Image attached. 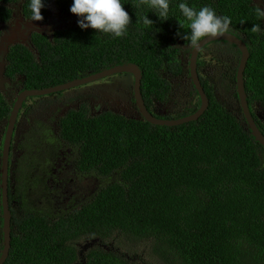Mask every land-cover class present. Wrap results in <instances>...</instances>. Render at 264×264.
<instances>
[{
	"label": "trees",
	"instance_id": "trees-1",
	"mask_svg": "<svg viewBox=\"0 0 264 264\" xmlns=\"http://www.w3.org/2000/svg\"><path fill=\"white\" fill-rule=\"evenodd\" d=\"M179 2L170 0L169 19L162 21L147 6L122 0L131 17L122 38L79 25L57 31L51 39L31 33L28 46L18 43L9 49L8 72L17 64L27 89H43L135 64L148 112L166 120L193 114L198 95L187 111L159 116L155 111L169 99V79L189 71L180 58L187 43L182 36L189 28ZM187 2L232 18L229 33L241 38L249 52L243 78L247 103L249 108L264 107V33L251 31L255 23L264 29L259 7L251 0ZM72 3L45 0L43 20L36 22L47 20L51 5L63 15H76L70 11ZM29 4L0 0V24L11 20L15 6L24 20L32 21ZM146 14L153 25L142 23ZM219 43L236 49L213 42ZM208 61L201 50L196 64L208 108L196 121L166 127L108 110L92 116L86 101L68 111L60 121L57 144L75 148L78 174L60 184L48 187L44 177L34 174L41 165L36 163L39 143H21L13 180L9 171L11 247L4 264H264V149L246 125L236 91L237 110L216 98L212 77L202 74ZM236 65L230 61L221 73L230 87H235ZM10 110L0 94V121H7ZM28 136L37 139L36 134ZM70 182L72 199L60 201L56 194ZM34 193L39 197L32 199ZM80 197L85 200L79 202ZM1 227L0 204L2 242ZM83 242L92 245L80 250Z\"/></svg>",
	"mask_w": 264,
	"mask_h": 264
},
{
	"label": "rangeland",
	"instance_id": "rangeland-1",
	"mask_svg": "<svg viewBox=\"0 0 264 264\" xmlns=\"http://www.w3.org/2000/svg\"><path fill=\"white\" fill-rule=\"evenodd\" d=\"M256 5L260 6L264 9V5L262 1L255 0ZM19 7L15 6L13 8V15L11 20L5 24L0 25V36H9V38H13L12 43L21 42L22 39L26 38L28 34L32 31H40L44 34H50L55 27L68 25H78L79 17L76 15H62L54 8V6H50V15L48 18V22L39 23V22H30L21 18L20 14L18 13ZM58 24V25H56ZM12 44V45H14ZM223 44L214 45L202 51V55L205 57H209L210 54L218 52V49H221L218 53L214 55L215 58L211 65L213 67V71L208 72L215 76L213 79L214 82V91L217 99L225 106H229L230 104V96L234 88L228 87L219 75L224 71V65H230V61L227 59L229 56H224L221 54V51L224 52L225 55L230 54V57H233L238 61L240 54H237L236 49H232L227 46L225 49L223 48ZM191 49L182 47L181 49V62L184 66H188L189 56H190ZM228 53V54H227ZM216 59H219V63L216 62ZM238 64L236 65V67ZM204 75L209 76L208 73H204ZM217 74V75H216ZM171 92L169 95V101L162 105L161 107L155 108L156 114L163 115L166 111H169L171 114L180 113L183 111H187L194 107L192 101L195 103L198 102L197 100V93L192 85L190 80V76L188 72H185L180 77H171L169 79ZM133 85V77L129 73H121V74H114L103 78L102 80L89 83L87 85H83L80 87L72 88L69 90L62 91L61 93L53 94L59 98H53V95L49 97H45L42 99H36L35 104L33 107L35 108V118L40 117L41 115L37 116V112L45 113L47 112L44 109H39L42 106H52V109L55 110L60 105H68V102L71 104H75L78 100L79 101H86L88 103V107L92 109L94 104L99 103V99L102 100V105L97 110V113L103 112L105 110H111L114 113H120L128 118H134L140 116L136 112V108L134 106L133 101L131 100L132 95V88ZM2 89V87H0ZM1 92V91H0ZM102 96L100 97V94ZM60 100L61 101L60 103ZM33 102V100H32ZM39 109V111H37ZM229 109V108H227ZM256 112L258 114L259 119L264 118V107L256 106ZM162 117V116H160ZM39 119V118H38ZM24 121L25 118H21L19 121V126L17 131L15 132V137L13 138L14 148L12 149L9 157V171L11 172L10 179L13 180V170L16 166V163L20 157L19 148L16 149V145L18 144L21 132L24 130ZM40 121V120H39ZM81 182H85L86 178L78 177ZM38 194L39 192L36 191ZM74 195L73 189L71 190V182L65 183L61 186L59 193L56 194V197L60 201L67 200L70 201ZM39 196L37 194L32 195V199H35ZM88 197H86L87 199ZM85 200L84 198L79 199V202ZM39 202V198H38ZM92 242H83L78 245V248L82 250L84 247L91 246Z\"/></svg>",
	"mask_w": 264,
	"mask_h": 264
},
{
	"label": "water",
	"instance_id": "water-1",
	"mask_svg": "<svg viewBox=\"0 0 264 264\" xmlns=\"http://www.w3.org/2000/svg\"><path fill=\"white\" fill-rule=\"evenodd\" d=\"M259 1H262V4H263V0H259ZM253 5L256 6L255 0H253ZM18 13L20 14L19 10H18ZM30 22H36V21H30ZM31 33H38V34L45 35L43 32H40V31H32L28 34V36ZM28 36L22 39L21 42H16V43H22L25 46H28ZM12 40L13 38H9V36L1 37L0 38V49L7 51L8 47L14 44V43L10 44V42H13ZM216 41L226 42L228 45H233L239 51L240 57H239L238 66L236 67V74H235V86H236V94L238 98L239 107L241 109V113L245 119L246 125L252 137L257 143H259L264 148V137L258 130L252 118V115L250 113L249 106L247 103V96H246L245 89H244L245 88L244 80H243L244 70H245V67H246V64L249 58V52H248L245 42L241 38H238L237 36L231 33H225L223 35H217L215 37H205L200 42L198 49L196 50L191 49L190 56H189V62H188L189 76H190L192 85L199 97L200 105L197 111H195L193 114H190L188 116H185L179 119H173V120L161 119V118L153 116L150 112H148V110L145 107L144 101L142 99V95H141L142 74H141L139 67L135 64H124V65L114 66L112 68L103 70L96 74H91L83 78L74 79L64 84H60V85L49 87V88L27 90L23 92L21 96L14 103V106L8 117V123H7L6 131L4 133V140L2 143V150H1L2 154H1V160H0V195H1L0 204H1V215H2L3 249L0 255V264H4V262L6 261L9 255L10 247H11V211L9 208V198H8L9 155H10L11 141H12L13 132L15 128L16 117H17L18 111L23 101L25 100V98L44 96V95H48L51 93L62 92V91L69 90L72 88L87 85L89 83L98 81L100 79L106 78L114 74L129 73L133 77L132 92H133L134 105L140 117L144 119L147 123L154 125V126L173 127V126H178L184 123L193 122V121L198 120L208 108V99L201 85L198 72H197V64H196L197 57H198L200 50L205 45L212 43V42H216ZM2 86L3 84L0 85V87ZM86 248L87 247H84L83 251Z\"/></svg>",
	"mask_w": 264,
	"mask_h": 264
},
{
	"label": "flooded vegetation",
	"instance_id": "flooded-vegetation-1",
	"mask_svg": "<svg viewBox=\"0 0 264 264\" xmlns=\"http://www.w3.org/2000/svg\"><path fill=\"white\" fill-rule=\"evenodd\" d=\"M59 14H62V13L59 12ZM49 15H50V8H49ZM48 18H49V16L46 18L47 20L45 22L49 21ZM45 22H43V23H45ZM263 23H264V19H263ZM56 25H58V24H56ZM70 26H72V25L66 24L64 26L55 27V29L52 30V32H50V34H45V36H47L49 39H51V38H53V34L55 32L65 30V29L69 28ZM29 36H28V40L30 39ZM1 37L2 36H0V38ZM216 42H221V41H216ZM219 44H221V43H219ZM212 45H218V44H213V42H212L211 45L208 46V44H207L201 50L204 51V49L212 47ZM182 47H186V46H182ZM226 47L227 46H224L223 48L225 49ZM29 49L32 51V53H35L34 55H35V58L38 62L39 59H38V56L36 54L37 53L36 49L32 45H30ZM220 50L221 49H218V52ZM218 52L210 54V56L208 58L203 56V55H202V57L205 58V60H207V61L212 60L214 55ZM7 53H8L7 51L0 49V85L3 84L2 89H0V91H1L0 94L4 97L5 101H7V103L11 105V108H13L14 103L21 96V94L23 92H25L27 90H33V89H27L26 88V76L23 75L18 70L17 64H14L12 67H10L9 68L10 72H8L9 62L7 60ZM227 56H229V57H227ZM226 57L234 65H236L237 60L234 59L233 57H230V54L226 55ZM209 66H211V64L208 61V67L203 72L208 73L209 76H211L212 79H214L215 76L211 75L208 72V70H210L211 72L213 71V69L209 68ZM185 67H187V66H185ZM203 72H202V74H203ZM221 77H222V74L219 75V78H221ZM100 80H102V79H100ZM222 81L225 84H227L228 87H230L229 86V80L224 81L222 79ZM213 85H214V82H213ZM232 87H230V88L232 89ZM233 88H234V91H236V86ZM131 91H132V88H131ZM57 93H59V92H57ZM57 93H51V94L44 95V96L26 97L25 100L23 101L19 111H18V114L16 117V122H15V128H14V132H13V138H14L15 132L17 131L18 126H19L20 119L25 118L24 130L20 134L21 139L19 140L18 144L16 145V149H18L19 145L23 142L24 143H30V144L34 143V142L39 143V153H38V158H36V163H41V165L36 167V171L34 174H38V175H41L42 177H44L46 180V185L48 187L54 186L55 181H57L60 184V183H62L63 180L69 178L70 176L78 174L76 171V165H75L76 158H77L76 157V150H74L75 148L73 149L70 147L63 146V145H61V148H60L57 144V140H59V132L61 129L60 121L64 118H66L68 111L78 110L79 105L81 104L80 102H82V101L78 100L75 104H71V102H68V105H60L55 110H53L54 108L52 109V106H42L39 109H44L47 112V114L37 112V114H36L37 116H39V114L41 115L40 117H38L39 119L35 118L36 116H34L35 115L34 113L36 112L35 108L33 107V105L35 104V100L36 99H42L45 97H49L50 95L57 94ZM102 94L103 93L100 94V97L102 96ZM232 94H233V91H232L231 96H230L229 106L228 107L225 105L224 106L226 108H229V109L237 110V108H238L237 101L233 98ZM52 97L53 98L54 97L59 98V97H56L55 95H53ZM131 97H132L131 100L134 103L133 92H132ZM32 100H33V102H32ZM61 101H63V100H60V103H61ZM168 101H169V99H168ZM102 103H103L102 100L99 99V103L94 104L92 109H90L88 107L89 113L92 116L102 113V112L97 113V110L100 108ZM87 105H88V103H87ZM39 109L37 111H39ZM135 110L138 113L137 109H135ZM249 110H250V113L252 112L254 114V117H252V118H253L258 130L260 131V133L264 137V118L259 119L258 114L256 112V107H251V108H249ZM108 111H111V110H108ZM10 113H11V111H10ZM134 118H136V117H134ZM7 123H8V119H7V121H0V146H2V143H3L4 133L6 131ZM28 134H36L37 139L36 140L29 139ZM24 135L27 136V139L23 138ZM13 138H12L11 144L13 143ZM13 148H14V143H13ZM20 153H21V151H20ZM8 185H9V183H8ZM1 230H2V227H1ZM0 246H1V249H0V255H1V252L3 249V238H2V242L0 241Z\"/></svg>",
	"mask_w": 264,
	"mask_h": 264
},
{
	"label": "clouds",
	"instance_id": "clouds-1",
	"mask_svg": "<svg viewBox=\"0 0 264 264\" xmlns=\"http://www.w3.org/2000/svg\"><path fill=\"white\" fill-rule=\"evenodd\" d=\"M251 1L253 3V0ZM123 4L122 0H73L70 11L79 17L78 25L81 29L92 28L98 30L99 33L122 38L128 34V26L131 24V17L123 7ZM134 6L137 8L147 6L151 10L150 12H154L160 20L169 19L170 0H135ZM44 7L45 0H30L29 9L32 21L43 20L41 9ZM256 7L259 6L256 5ZM178 8L183 18L187 21L189 28V31L182 36V39L187 42L186 48L196 50L199 48L203 38L215 37L232 31V27H230L232 18L227 15H218L216 10L210 6L205 5L197 10L190 6L187 0H181ZM259 8L256 12L258 18L262 20L264 19V9ZM142 23L151 26L154 22L146 14ZM180 25L184 27L183 24ZM251 31L257 34L264 33L260 23L253 24Z\"/></svg>",
	"mask_w": 264,
	"mask_h": 264
}]
</instances>
